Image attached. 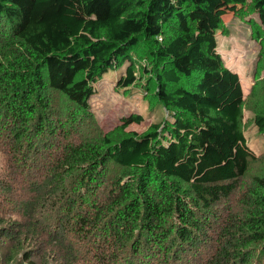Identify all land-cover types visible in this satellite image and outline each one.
I'll use <instances>...</instances> for the list:
<instances>
[{
	"label": "trees",
	"instance_id": "1",
	"mask_svg": "<svg viewBox=\"0 0 264 264\" xmlns=\"http://www.w3.org/2000/svg\"><path fill=\"white\" fill-rule=\"evenodd\" d=\"M246 3L0 0V124L24 160L38 141L56 139L43 141L46 156L21 203L27 219L6 231L23 236L12 251L33 240L38 255L24 258L49 264L67 261L81 241L88 264H250L252 246L264 242V179L241 196L239 211L218 206L255 158L241 127L239 76L216 44L221 10L238 14ZM248 8L262 53L264 0ZM122 65L117 87L141 86L164 109L162 123L129 133L141 120L130 116L109 134L69 140L72 122L49 129L55 114L74 120L88 110L96 81ZM137 68L148 75L138 78ZM47 89L76 112L54 106ZM254 122L264 130V114Z\"/></svg>",
	"mask_w": 264,
	"mask_h": 264
},
{
	"label": "rangeland",
	"instance_id": "2",
	"mask_svg": "<svg viewBox=\"0 0 264 264\" xmlns=\"http://www.w3.org/2000/svg\"><path fill=\"white\" fill-rule=\"evenodd\" d=\"M249 3L250 0H247L238 14L234 13L237 7H224L221 10L223 24L216 32L217 51L223 63L235 71L240 79L243 92L241 127L247 145L255 157L250 161L245 175L236 182L235 191L218 205L220 209L234 212L239 211L241 196L253 187L254 180L264 179V130L258 128L254 122L256 114H264V49L261 53L262 44L257 38V35L261 34V27L257 15L248 8ZM144 63V61L141 62V64ZM258 63L259 68L256 70ZM123 66L118 71H109L96 81L94 93L88 101V110L83 113L77 112L74 120L64 114H55V117H60V121L54 117L49 118V129H54V125H63V128H67L69 122H72L74 132L67 138L69 140L82 135L109 134L120 127L123 118L130 116L140 117L141 120L133 121L126 126L124 130L129 133L141 134L153 124L162 123L165 116L164 109L151 96L147 97L141 86L117 87L116 73L123 72ZM136 75L138 78H144L148 73L137 68ZM151 87H154L152 82ZM47 93L54 106L61 107L65 111L71 109L76 112L75 108L59 93L49 89ZM60 135L63 137L65 134L60 133ZM44 139L37 142L36 152L34 154L30 152L24 160L22 153L20 155L13 150L5 122L0 124V264H28L31 259L39 261L36 256L25 259L23 253L38 255L37 249L40 246L33 240L26 239L17 244L12 251L14 240L20 242L23 236L19 233V227L16 228V233H6V231L15 222L27 219L22 212L21 203L30 195L29 189L33 183L31 177H34L41 168L39 159L46 156L47 150H44L46 143L43 141L49 142V145L56 141L53 136ZM23 147H25L24 144ZM29 160L34 161V164L32 165V162L28 164ZM36 218L32 214L28 216V219L32 221ZM217 231L218 226L206 232L216 233ZM215 239L216 236H213L208 242L212 244ZM74 243L78 245L71 246L72 250L67 261H63L57 255V260L49 258L48 263L88 264L83 243L81 241H74ZM251 252L250 264H264V242L253 245ZM160 259L156 256L153 261L160 262Z\"/></svg>",
	"mask_w": 264,
	"mask_h": 264
},
{
	"label": "built area",
	"instance_id": "3",
	"mask_svg": "<svg viewBox=\"0 0 264 264\" xmlns=\"http://www.w3.org/2000/svg\"><path fill=\"white\" fill-rule=\"evenodd\" d=\"M157 39L160 41L161 40V38L160 37H157Z\"/></svg>",
	"mask_w": 264,
	"mask_h": 264
}]
</instances>
